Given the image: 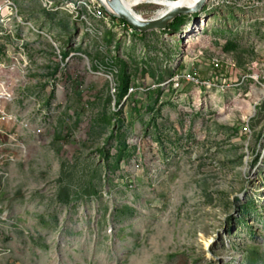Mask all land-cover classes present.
Masks as SVG:
<instances>
[{
  "label": "rangeland",
  "instance_id": "374dc122",
  "mask_svg": "<svg viewBox=\"0 0 264 264\" xmlns=\"http://www.w3.org/2000/svg\"><path fill=\"white\" fill-rule=\"evenodd\" d=\"M185 15L0 0V264H264V0Z\"/></svg>",
  "mask_w": 264,
  "mask_h": 264
},
{
  "label": "water",
  "instance_id": "95a60500",
  "mask_svg": "<svg viewBox=\"0 0 264 264\" xmlns=\"http://www.w3.org/2000/svg\"><path fill=\"white\" fill-rule=\"evenodd\" d=\"M112 14L115 16L125 20L133 30L136 32H148L152 30H164L169 24L178 16L189 14V13H197L199 12L203 5L207 0H196L193 5H174L171 6L164 13L146 19L138 16L132 10L128 9L121 0H107V2H103L99 0ZM174 1V0H169ZM156 4V3H155ZM201 19H198V23L200 24Z\"/></svg>",
  "mask_w": 264,
  "mask_h": 264
},
{
  "label": "trees",
  "instance_id": "16d2710c",
  "mask_svg": "<svg viewBox=\"0 0 264 264\" xmlns=\"http://www.w3.org/2000/svg\"><path fill=\"white\" fill-rule=\"evenodd\" d=\"M112 17L114 18V20H117L119 22H121L124 25H129L125 20L115 16L114 14H112ZM186 15H180L178 17H176L170 24L169 26L166 28L169 31L175 33L177 31H179L182 26L184 25V23L186 22ZM131 27V26H130ZM135 34H142L141 32H136L134 30ZM131 85H130V79L128 76H126L125 74H122L120 76V85H119V89L117 92V99L116 102L119 104L122 99L124 98V96L129 92Z\"/></svg>",
  "mask_w": 264,
  "mask_h": 264
},
{
  "label": "bare ground",
  "instance_id": "6f19581e",
  "mask_svg": "<svg viewBox=\"0 0 264 264\" xmlns=\"http://www.w3.org/2000/svg\"><path fill=\"white\" fill-rule=\"evenodd\" d=\"M103 2H107V0H102ZM144 0H121V2L130 10H132L134 13L135 10H134V7L139 5L140 3H142ZM147 1V0H146ZM153 3H156L157 5H160L161 7L157 10L158 11V15L164 13L165 11H167L171 6H174V5H186V6H189V5H193L196 0H174V1H169V0H151ZM137 14V13H136ZM138 16L140 17H143L141 16L140 14H137ZM211 84V83H209ZM207 84V85H209ZM205 85V86H207Z\"/></svg>",
  "mask_w": 264,
  "mask_h": 264
},
{
  "label": "built area",
  "instance_id": "2783aa9c",
  "mask_svg": "<svg viewBox=\"0 0 264 264\" xmlns=\"http://www.w3.org/2000/svg\"><path fill=\"white\" fill-rule=\"evenodd\" d=\"M217 67H219V66L216 65V68ZM217 75H218V73H216V71H215L214 74L212 75V78L208 79V80H199L195 76H189V79H191L192 82H201V84H209L217 78Z\"/></svg>",
  "mask_w": 264,
  "mask_h": 264
}]
</instances>
